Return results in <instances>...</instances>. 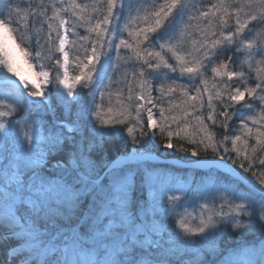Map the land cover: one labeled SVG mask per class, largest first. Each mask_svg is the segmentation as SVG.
<instances>
[{
    "label": "snow or ice",
    "instance_id": "1",
    "mask_svg": "<svg viewBox=\"0 0 264 264\" xmlns=\"http://www.w3.org/2000/svg\"><path fill=\"white\" fill-rule=\"evenodd\" d=\"M0 264H264V0H5Z\"/></svg>",
    "mask_w": 264,
    "mask_h": 264
},
{
    "label": "trees",
    "instance_id": "2",
    "mask_svg": "<svg viewBox=\"0 0 264 264\" xmlns=\"http://www.w3.org/2000/svg\"><path fill=\"white\" fill-rule=\"evenodd\" d=\"M5 2V0H0V6H2V3ZM78 2H82V3H91L92 0H78ZM237 67V66H234ZM114 87H116L114 85ZM188 146V145H185ZM156 153L160 156L163 157L165 159H179L181 161H185L186 159H195V158H191L189 156H187V154L176 151L175 149H163V148H158ZM172 170L174 171V173L176 174L178 179H182L185 177V174L187 172V170L184 167H180L177 165H172V164H168ZM187 213H190L191 215L188 217L189 221L193 224H195L196 221V217L198 216V213L200 212V208L196 207V206H192L187 208Z\"/></svg>",
    "mask_w": 264,
    "mask_h": 264
},
{
    "label": "water",
    "instance_id": "3",
    "mask_svg": "<svg viewBox=\"0 0 264 264\" xmlns=\"http://www.w3.org/2000/svg\"><path fill=\"white\" fill-rule=\"evenodd\" d=\"M155 155H157V154H155ZM157 156H158V155H157ZM158 157H159V160H160L161 162H165V163H167V164L179 165V166H182V165L184 164V162L181 161V160L165 159V158H162V157H160V156H158ZM118 163H119V162H118Z\"/></svg>",
    "mask_w": 264,
    "mask_h": 264
},
{
    "label": "bare ground",
    "instance_id": "4",
    "mask_svg": "<svg viewBox=\"0 0 264 264\" xmlns=\"http://www.w3.org/2000/svg\"><path fill=\"white\" fill-rule=\"evenodd\" d=\"M25 67H27V66H25Z\"/></svg>",
    "mask_w": 264,
    "mask_h": 264
},
{
    "label": "rangeland",
    "instance_id": "5",
    "mask_svg": "<svg viewBox=\"0 0 264 264\" xmlns=\"http://www.w3.org/2000/svg\"><path fill=\"white\" fill-rule=\"evenodd\" d=\"M156 154V153H155Z\"/></svg>",
    "mask_w": 264,
    "mask_h": 264
}]
</instances>
